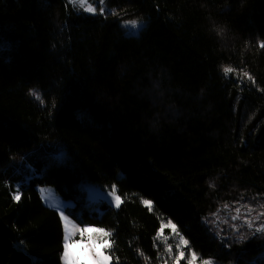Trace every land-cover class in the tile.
I'll return each instance as SVG.
<instances>
[{
  "label": "trees",
  "instance_id": "obj_1",
  "mask_svg": "<svg viewBox=\"0 0 264 264\" xmlns=\"http://www.w3.org/2000/svg\"><path fill=\"white\" fill-rule=\"evenodd\" d=\"M105 4L0 0V264H63V223L39 186L112 233L114 264H169L167 220L199 260L264 264V216L244 223L247 207L264 212V0ZM130 18L145 21L138 34ZM49 140L64 158L27 151ZM84 180L115 186L120 207L88 200Z\"/></svg>",
  "mask_w": 264,
  "mask_h": 264
},
{
  "label": "rangeland",
  "instance_id": "obj_2",
  "mask_svg": "<svg viewBox=\"0 0 264 264\" xmlns=\"http://www.w3.org/2000/svg\"><path fill=\"white\" fill-rule=\"evenodd\" d=\"M70 2H71V0H70ZM77 6L81 7L82 9L87 8L88 6H92V7H95V9H96L95 13H97V11H100V5L98 3H94V0H84L83 5H77ZM104 7L106 9H108V7L105 4V2H104ZM89 13H92V12H89ZM131 22H136V23L133 24ZM120 24L122 25V27L124 29V32L126 34L135 35V34L139 33L141 27H143V25L145 24V21L142 20V19L130 18V19L120 20ZM36 150H40L42 153H45V154H49L50 153V154L54 155L56 158H58V159L64 158L63 144L60 141H58V140H49L47 142H42L40 144L35 145L32 149H29L27 151L30 152V151H36ZM28 180H29V176H28V174H26L25 178H22L18 182V184H17L18 190H20L21 186L25 182H27ZM81 185L86 188V196H87L88 200H91L94 203L103 202L104 200H106L113 207H115L117 209L120 207V206L119 207L116 206V204L114 202V198L110 195L113 187L110 190H102L99 186H97V185H95L92 182L87 181V180L82 181ZM38 188H39V191H40V189H44L43 192L40 191L43 203L45 205L57 210L59 212V214H60L61 211H63L64 212V217H67V221H65L64 217H62L60 215L62 223H63L64 232H65V223H68L69 227H71L73 224L76 225V229H74L75 235L73 237V241L71 242L72 243V249L71 250L74 251V252H77L81 256V260L83 261L84 260V253L81 250L82 247L88 246L90 248L91 246H90L89 241L87 239V237L89 235L88 233H84V239H83L81 245H77L75 243V241H80L81 240L79 229H83L85 227H94V228H98V229H105V228L99 227V226H94V225H89V224L81 225L69 213V208H72L74 206V202L72 200L63 198L53 186H39ZM115 189H116V187H115ZM116 192H117V190H116ZM95 208L100 211V209L97 206H95ZM167 222H168V220L165 221L164 224L166 225ZM172 223H174V222L172 221ZM92 235L98 241L101 240V239L109 240V237H101L99 234H92ZM165 238H167V244H170V245L173 246L172 247V254L174 256V255L177 254V249H176L175 245H176L179 237L178 236H174L171 233V229L170 228L164 227L163 234L158 239V242L160 243V246L163 249V253H164L165 259L170 264V263H173V260L168 254L165 253V243H164ZM64 243H65V241H64ZM102 251L104 252L105 255H108V256L111 257L110 264H114L113 257L108 253L107 249H102ZM183 251L185 252V257H186L185 260L187 261V257L189 256L190 252H193V251H191L188 246L184 247ZM201 262H202V260H199V258H198L195 261V264H201ZM214 262H215V264H220L217 261H214ZM62 263L63 264H67V261L64 258V252H63V255H62ZM87 264H92V261L89 260L87 262Z\"/></svg>",
  "mask_w": 264,
  "mask_h": 264
},
{
  "label": "snow or ice",
  "instance_id": "obj_3",
  "mask_svg": "<svg viewBox=\"0 0 264 264\" xmlns=\"http://www.w3.org/2000/svg\"><path fill=\"white\" fill-rule=\"evenodd\" d=\"M104 2L105 0H94V3H98L100 5V12L103 13L105 12L107 9L104 7ZM71 3L73 4L74 7H76L77 5H83L84 0H71ZM83 10L88 11V12H92L95 13L96 9L95 7L92 6H88L87 8H84ZM110 11V10H108ZM133 24H135L136 22H131ZM2 43H0V47H2ZM260 47L264 48V42H261ZM235 70L231 67H224L223 68V72L225 74V76H227L229 73L234 72ZM243 76L248 77L250 80L252 79L251 76L247 73L244 72ZM30 94L36 96L37 99H40L41 97L39 96L38 92L35 89L30 90ZM41 192L44 191V189H40ZM110 195L114 198V202L116 204L117 207L120 206V204L122 203V199L121 196L117 194L115 186H113L112 191L110 193ZM15 200H19L20 199V195L17 194L14 196ZM111 202V201H110ZM142 203L148 207L150 210L153 207V202L151 200H147V199H143ZM228 206L225 205V208H227ZM241 207H245V206H241ZM261 207H264V205H261ZM240 211L241 208L238 207L236 208V215L231 217L233 220L238 219L239 215H240ZM247 214L245 216L244 219V223L249 227V228H253V225L255 223V221H259L261 219L262 216H264V212L258 213L256 216L254 217H250L253 209L251 207H247L246 208ZM60 215L62 217H64V212L61 211ZM65 221H67V217H64ZM164 227H168L171 229V233L174 236H178V241L175 245L176 249H177V254L173 256L172 254V245L167 244V238H165V253L168 254L172 260H173V264H180V260L182 259H186L185 257V252L183 251L184 247L188 246V241L179 234V230L177 228V226L172 223L171 220H168L167 224H162L161 228L158 232V236L157 239L160 238V236H162L163 234V229ZM74 229H76V225H72L71 227H69L68 223H65V232H64V245H63V249H64V258L67 261V264H87V262L89 260L92 261V264H110L111 261V257L108 255H105L104 252L102 251V249H110L112 247V243L107 240V239H101V240H97L94 238V236L92 234H99L101 237H110L112 235L111 232L105 230V229H98V228H94V227H85L83 229H79V233L81 236V240L80 241H75V243L77 245H81L82 241L84 239V233H88V241L90 244V248L88 246H84L82 247V251L84 253V260H81V256L77 253L72 251V241H73V237L75 235V231ZM255 231L256 232H264V222H261L258 226L255 227ZM198 259L197 254L193 251L190 252L189 256L187 257V264H195V261ZM201 264H215V262L211 259L208 260H202Z\"/></svg>",
  "mask_w": 264,
  "mask_h": 264
}]
</instances>
